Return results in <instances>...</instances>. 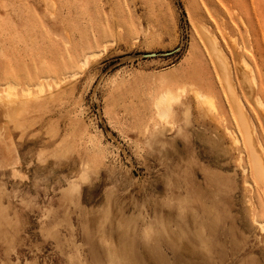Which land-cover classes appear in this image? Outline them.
<instances>
[{
    "label": "rangeland",
    "instance_id": "rangeland-1",
    "mask_svg": "<svg viewBox=\"0 0 264 264\" xmlns=\"http://www.w3.org/2000/svg\"><path fill=\"white\" fill-rule=\"evenodd\" d=\"M199 26L236 83L252 67L262 105L237 95L264 160V0H0V93L18 87L0 104V264H264V187ZM186 85L215 112L186 93L157 117Z\"/></svg>",
    "mask_w": 264,
    "mask_h": 264
},
{
    "label": "bare ground",
    "instance_id": "bare-ground-1",
    "mask_svg": "<svg viewBox=\"0 0 264 264\" xmlns=\"http://www.w3.org/2000/svg\"><path fill=\"white\" fill-rule=\"evenodd\" d=\"M199 28H200L201 38L205 45V49L207 53L209 54V56L211 57L212 65L214 67L215 75L217 77V82L219 86L222 88L225 97L230 102L231 108L234 111V120H235V123L237 124L236 126L238 128L239 134L230 133L228 129V132L230 134L229 137L232 140L231 142H233V145L238 147V145L241 144L242 139L244 140L245 148L247 149V152H248V158H249V161L251 162L250 170L251 172H253L256 180L264 187V160L261 155V152L263 149L259 147L261 148L260 149L261 151H259L256 147L255 138H254L255 131L253 130L254 124L252 126L250 120L248 119L246 115L245 108H243L244 106L243 102L240 99V97L237 95V86H240V88L244 90L245 94L253 101V103L257 104L258 106L262 105L260 98L255 94L256 93L255 91L256 90V84H255L256 79H255L252 67L245 59H242L240 61L241 65H238L239 67H237L241 78L239 79L238 83H236L234 79L232 67L230 65V62L228 60L226 53L223 51V49L220 46V43L218 42V38L215 36V34H212L211 32H209L205 27L199 26ZM232 43H234V41ZM39 85L40 84H36L37 87H41ZM17 88L18 87L15 83L6 85L5 90L3 92L1 91L0 93V104L5 102L6 100L9 103H13L14 102L13 99L16 96L15 91ZM39 90H42V88ZM162 91H161L162 95L155 101V110H156L155 115H157V117L159 118H166L169 116H173L174 108L176 106L179 107L181 95H184V94L186 95V93H189L191 95V99L195 102V105L199 111L212 113L213 111L215 112L216 110V105H215L213 98L209 96L208 94L204 93L201 89L193 85L183 86L180 89H178L175 93H171L168 91L162 92ZM215 122L218 123V121H215ZM155 133H156V130H155ZM158 133L159 131L156 134ZM158 151H161V150H158ZM167 153H169V151L166 152V154ZM75 191L76 190L72 188L68 194L64 195L63 196L64 201L70 199V196L73 195V193L75 194Z\"/></svg>",
    "mask_w": 264,
    "mask_h": 264
},
{
    "label": "crops",
    "instance_id": "crops-1",
    "mask_svg": "<svg viewBox=\"0 0 264 264\" xmlns=\"http://www.w3.org/2000/svg\"><path fill=\"white\" fill-rule=\"evenodd\" d=\"M182 107H183V108H182ZM179 108H182V112H185V111H187L188 106H187V104L185 105V104H183V103H182V105L180 104L179 107L176 106V107L174 108V114H173V115H175V113L177 112V110H178Z\"/></svg>",
    "mask_w": 264,
    "mask_h": 264
}]
</instances>
